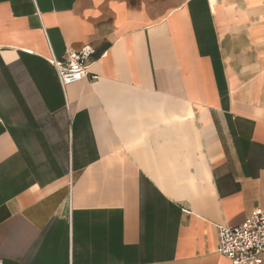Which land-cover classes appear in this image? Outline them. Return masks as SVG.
I'll return each instance as SVG.
<instances>
[{"label": "crops", "instance_id": "obj_1", "mask_svg": "<svg viewBox=\"0 0 264 264\" xmlns=\"http://www.w3.org/2000/svg\"><path fill=\"white\" fill-rule=\"evenodd\" d=\"M259 208L264 0H0L4 264H232Z\"/></svg>", "mask_w": 264, "mask_h": 264}, {"label": "built area", "instance_id": "obj_2", "mask_svg": "<svg viewBox=\"0 0 264 264\" xmlns=\"http://www.w3.org/2000/svg\"><path fill=\"white\" fill-rule=\"evenodd\" d=\"M95 53L91 45L71 51L63 60L51 58L62 89L89 77L88 66ZM185 213H190L184 209ZM218 253L232 264H264V210H254L238 227L218 226ZM0 264H4L0 260Z\"/></svg>", "mask_w": 264, "mask_h": 264}, {"label": "rangeland", "instance_id": "obj_3", "mask_svg": "<svg viewBox=\"0 0 264 264\" xmlns=\"http://www.w3.org/2000/svg\"><path fill=\"white\" fill-rule=\"evenodd\" d=\"M146 1H149V0H146ZM151 2H154V1H165L166 3H169L172 1L173 5L175 4V1L176 0H150Z\"/></svg>", "mask_w": 264, "mask_h": 264}, {"label": "bare ground", "instance_id": "obj_4", "mask_svg": "<svg viewBox=\"0 0 264 264\" xmlns=\"http://www.w3.org/2000/svg\"><path fill=\"white\" fill-rule=\"evenodd\" d=\"M212 2L215 3V0H212ZM58 120H60V119H58Z\"/></svg>", "mask_w": 264, "mask_h": 264}]
</instances>
